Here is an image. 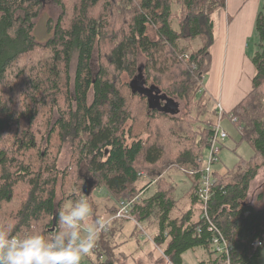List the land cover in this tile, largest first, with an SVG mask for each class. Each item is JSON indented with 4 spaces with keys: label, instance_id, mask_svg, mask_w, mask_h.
Returning a JSON list of instances; mask_svg holds the SVG:
<instances>
[{
    "label": "trees",
    "instance_id": "16d2710c",
    "mask_svg": "<svg viewBox=\"0 0 264 264\" xmlns=\"http://www.w3.org/2000/svg\"><path fill=\"white\" fill-rule=\"evenodd\" d=\"M41 1L0 0V216H3L0 218V231L11 235L32 232L50 237L59 229L58 210L64 208L68 200L74 202L80 197L88 199L94 206L92 216L95 219L98 214L92 193L94 189L103 187L116 202L136 197L130 213L139 222L154 217L153 221H149L154 225L156 223L158 230L153 240L162 248L163 254L158 256L164 257L167 264H180L182 253L194 248L203 250L208 264H226L224 255H216L210 250L211 232L206 226L202 227L200 233L197 232L196 228L201 223L199 217H193L190 210L179 216L172 215L175 204L169 193L171 188L166 179L160 176L169 170L170 165L163 167L159 173L148 174L151 179L145 187L138 186L139 179L145 176L144 172L139 171L138 161L149 166L159 165L164 157V149L157 143L148 144L140 137H131L132 127L126 125L130 119L127 95L116 85L109 71V67H112L114 74L124 71L132 74L134 59L140 51L147 59V71L156 69L157 72H164L165 58H160L159 53L165 44L176 51L182 35L189 39L203 37L205 43L188 57L180 52L173 59L200 68L202 54L210 66L209 47L213 43L210 13L224 8V0L216 8L212 3L209 8L206 7V1L213 0H182V11H186L187 18L180 28L173 27L171 18L175 13L170 0H139L120 36L117 38L113 35L111 39L113 42L106 58L109 66L101 62L95 74L91 58L95 47L102 49L101 41L110 27L104 14L107 10L103 6L110 0H77L69 7L64 0H54L61 7V13L58 21L51 26L52 37L45 47L40 46L32 34V20L37 16ZM97 5L103 12L99 19L91 15V10ZM67 16V23L63 22ZM155 25L158 40L149 35V27ZM254 34L257 39L251 57L255 68L252 89L232 112L235 116L241 112L240 117L251 123L248 139L253 156L259 162L246 164L241 171L230 175L215 173L217 182L212 187L208 202L215 230L220 231L231 244L229 264H260L264 243V206L257 208L247 202L250 183L264 164V116L253 114L264 86V0L255 17ZM39 46L49 49L48 56L24 65L23 61ZM75 53L73 89L69 91V67ZM188 83V79L179 82L182 96L189 90ZM127 86L131 96L146 99L150 113H164L156 107L152 108L148 96L133 90L130 82ZM149 86L161 93L157 95L170 97L159 86ZM62 90L65 91L67 109L58 112V118L51 123V108L58 104ZM40 108L48 112L44 118L47 122L44 131H41V127H38L39 131L33 128L34 121L39 120ZM249 109H253L252 113ZM213 115L216 116L215 113ZM23 117L28 120L25 126L21 124ZM207 124L203 131V143L197 144L194 150L183 151L178 162L171 165L184 171L197 172L191 175L196 182L193 188L195 200L200 159L208 148L213 125ZM67 141L73 146L76 162L79 163L77 176L58 171V153ZM193 151L199 153L194 155ZM81 167L84 168L83 173ZM67 179L73 180L72 186L75 184L76 187L61 201L57 197L56 186L58 180L64 184ZM86 179L92 180L88 195L83 191ZM151 183L156 190L146 195L145 190ZM20 186L22 193L17 196ZM15 198L19 204L12 208ZM3 206L12 209L4 213ZM116 211L117 207L111 208L109 215ZM40 221L44 223L43 230L37 232L32 227L34 223L39 225ZM105 235V231L98 234L93 250L98 264H113L111 259L108 262L98 259L110 249ZM199 264L204 263L200 261Z\"/></svg>",
    "mask_w": 264,
    "mask_h": 264
},
{
    "label": "rangeland",
    "instance_id": "374dc122",
    "mask_svg": "<svg viewBox=\"0 0 264 264\" xmlns=\"http://www.w3.org/2000/svg\"><path fill=\"white\" fill-rule=\"evenodd\" d=\"M76 1L77 0H64V2L68 4L67 7L74 5ZM103 2L105 4L107 2V4L103 6L105 7V11L107 10V12H105L104 14L110 27L108 31H106L105 37L101 41L102 49L99 50V47H95V49L93 50L91 65L94 74L95 71L98 70V65L101 62L105 66H109L108 62H106V58L108 56L110 46L113 42L111 41V39L114 38L113 35L117 36V38L120 36V32L123 31L127 26L134 8H137V5L139 4V0H110V2ZM220 2L221 0H213L212 2L206 1V7L209 8L212 3L213 8H216ZM224 2V8L227 9V0H224ZM261 4L262 0H249L246 4V7L243 5L245 7L243 15L250 20L254 15L255 8L257 7L258 11ZM170 5L175 13L171 18L173 27L177 28L179 26L178 28H180L181 24L184 23V20H186L187 18L186 11H182L183 2L182 0H170ZM98 7L99 5L91 10V15L99 19L103 12ZM224 8L215 9L212 13H210V17L212 18L213 16L216 21L217 29L219 26H221L222 28V22H224L223 20H225V17H223L225 13L221 11ZM60 13L61 7L56 4L54 0L41 1L37 16L32 20V34L35 36L36 41L40 43V46L45 47L48 39L52 37L51 26H53L58 21ZM220 17L222 18V21L220 20ZM64 20L63 22L67 23L68 16L67 19L64 18ZM244 21L246 22V19H244ZM156 28V25L149 27V35L154 40H158ZM255 38L256 35L253 34L252 36H249V38H246L244 42L245 53L248 56H250L254 51ZM204 43L205 38L203 37L197 36L195 38L189 39L182 35L178 40L176 51L175 49H171L168 44H165L164 49L159 53L160 58H165L164 72H157L156 69L147 71V59L145 55L140 51L137 52L136 58L134 59L135 69L132 74H129V72L127 71L121 72L119 74H114L112 67H109V71L112 73L116 85L123 89L124 93H126L127 95L125 96L127 98V110L130 114V119L126 122V125L127 127H132L131 137H140L141 140L147 142L148 144L157 143L164 149V157L159 165L149 166L147 164H144L141 160L138 161L137 166L140 167L139 171L144 172L143 174H145L144 177L139 179L138 186L145 187L151 179L148 174H150L151 172L159 173L163 167L170 165L169 172H171V176L167 177L165 181L168 183L174 182L173 185L176 186V189H174L177 193L179 201L181 203L184 202V204L187 203L190 198H192L193 184L191 186L188 180V178H191V175L184 170L177 168L176 166L171 167V165H173L172 163L176 162L179 159V155L183 151L191 149L194 150L196 148L195 146H198L197 144H202L204 141L203 131L204 128L207 127V123H209L210 126L211 123H217L219 119L216 113L217 102H211L201 93L203 91L205 78L204 76L208 75L210 69V66L207 64L208 59L200 54V61H202V66L198 68L193 65L188 66L185 63H181V61H179L178 59H173V57H177L180 52H184L188 57L189 54L197 52L199 48L204 45ZM40 46L37 47L36 51L29 54V56L27 57L28 59L26 58V60L23 61L25 59L24 58L22 60L23 62H25L24 65L26 63L28 64L32 60L36 61L48 56L47 54L49 53V49L42 48ZM229 53V56L227 58L228 60L231 59L232 61H236L238 59L235 50H229ZM202 56L205 59L202 58ZM76 59L77 54L75 53L73 54L69 67V74L71 77V84L69 83L68 85L69 91L70 89H73V77L75 74L74 72L76 67ZM143 66L144 69L142 68ZM134 76H141L139 77V79H142L144 83H135L132 89H135V91H137L139 94L147 95L151 100V104L164 113H150L147 107L146 99H139L138 97L131 96L128 93L127 85L129 84V82L132 83L134 81ZM61 78H63V74L61 75ZM186 79H188L189 81V83L187 84L189 85V90L188 92H185L184 96H182L179 82ZM150 84L159 86L170 96L169 98L174 101L176 105L168 101V98H162L160 100L156 98L153 99L149 94H147L149 92H152L153 95L156 94V92L153 91L152 88H150ZM180 94L181 96H179ZM249 103L250 101L248 102V104ZM15 105L17 106L18 103H16ZM40 109L41 114L38 117L39 120L34 121L33 128L38 130V127H41V131H44V124H47L44 118L47 117L48 112L45 113V108ZM66 109L67 101L65 100V91L62 90V93H60L58 98V104L54 105L51 108L50 122L53 123L58 118L60 111L63 112ZM176 109L178 110V112L172 113V111ZM252 110L253 109H249V112L252 113ZM214 113L216 116L213 115ZM253 114L254 116H264V86L261 88L258 107L254 110ZM240 115L241 112L237 114L238 117L235 116L237 120L234 123L230 121L227 115L220 120L221 127L227 132V138L222 141V146L218 154L219 160L214 164V167L219 173H222L224 175H230L231 173L241 171L243 168H245L246 164H257V162H259V160L255 159V157L253 156V148L251 147L248 139V137L250 136L249 130L252 129L250 126L251 123L244 120V118H241ZM21 124L25 126V124H28V120L25 117L21 118ZM40 124L43 125L41 126ZM74 151L75 150L69 141L64 142L62 144V147L60 148V152L58 153L57 167L58 171L63 172L64 175L69 176L71 175V173H73L75 176H77V171L80 167L79 163L76 162ZM196 153H199V151H193L194 155ZM81 170L83 173L84 168L81 167ZM176 175L179 177L176 178ZM172 176L174 178H172ZM72 181L73 180L71 179H67L65 181L66 184H63L62 181L58 180L56 193L58 199H61V201L63 200L62 198H66L68 194H71V189H73V187H76L75 184L74 186H72ZM21 187L22 186L17 189V196L22 193ZM171 192L169 193L173 195V191ZM92 196L94 203L97 206L96 213L98 214V216L110 217L109 212L111 208H114L115 200L110 197V195L103 187L94 189ZM247 202L257 208H261L264 206V164L259 167L255 178L250 183L247 194ZM17 203L18 199L15 198L12 208L18 206L19 203ZM72 203L73 202L71 200H68L66 202V205H70ZM181 203L180 205H182ZM12 208H6L5 206H3V212L6 213L7 210ZM189 210L192 212V209ZM0 218H3V216H0ZM153 220L154 217H150L149 220L145 221V223L139 222L141 226H135V223H128L126 225H122L121 228L117 224V222L125 223L131 220H128L126 218H117L113 220V223L110 224L111 226H113V228L105 231V238H108V241L112 245L108 243L107 246H110V249H107V253H103L104 256L98 259H100V261L105 260L106 262L111 259L113 264H167V261L164 257H161L162 259L159 257L162 256L159 251L162 248L160 249L158 246L154 247L150 242V238L148 239L145 234H143L142 228L145 230V233H151V230L149 228L152 227L153 222L149 221ZM93 221L94 219L91 215L87 223H92ZM38 224L39 225H36L34 223L32 229L37 232H42L44 223L40 221ZM116 228L118 229V231H116L115 233L114 231L116 230ZM136 228H139L138 230L141 229L140 236L142 239L140 238V240H138V237L135 236L137 235ZM150 237H152V234ZM95 253V250L91 249L90 252L82 258L81 264H98L99 261H97ZM181 257L182 260L180 264H199L200 261H203L204 264H208V257L200 248L185 250L182 253ZM260 264H264V243L262 246Z\"/></svg>",
    "mask_w": 264,
    "mask_h": 264
},
{
    "label": "crops",
    "instance_id": "0c3cea01",
    "mask_svg": "<svg viewBox=\"0 0 264 264\" xmlns=\"http://www.w3.org/2000/svg\"><path fill=\"white\" fill-rule=\"evenodd\" d=\"M248 1L249 0H237V1L227 0V9L224 8L221 10L225 13L223 16L225 17V20H223L224 22H222V28L221 26H219L217 29L216 21L214 17L212 16L213 18L212 19L213 21V43L209 47L210 69H209L208 75L204 76L205 78H204L202 95H204L206 98H208L213 103L220 102L226 111H231V112L236 107V105L242 102V100L251 91L252 78L255 74V68L251 62V57L254 51L251 53L250 56H248L245 53L244 42L246 38H249V36H252L254 34V22H255V17L258 11L256 7L252 18L250 20L246 18V16H244L243 14H244V10H245V7ZM221 19L222 18L220 17V20ZM244 19H246V22L244 21ZM221 21H220V24H221ZM256 39L257 37L255 38V42H256ZM229 50H232V51L235 50L238 56V59L236 61L227 59L228 56L230 55ZM254 50H255V45H254ZM172 103L176 105L174 101ZM204 154H206V149H205ZM169 171L170 170L162 172L160 176L165 179L167 177H170L171 172ZM215 172L218 174H222V173H219L217 169H215ZM177 177L179 176L176 175V178ZM190 177L191 178H188V180L191 186L193 184V188H194V185L196 184L195 179L193 178V176H190ZM172 178L174 177L172 176ZM173 183L174 182H169L171 191H173L172 198L175 204L173 207L172 215L179 216V214L180 213L183 214L185 210L187 211L189 209H192L193 217L198 218L199 217V205H198V201L195 200L193 196V192H192V198H190V200L187 203H185L186 204L185 205L184 202L181 203L179 201V198L175 191L176 186H174ZM148 186H149L148 189L145 190L146 195H149L150 193L156 190V187L153 186L152 183L149 184ZM105 190L110 195V197H112L110 192L107 189ZM114 203H115L114 207H117L118 202H116L115 200ZM180 203L182 205H180ZM134 221L137 222L138 220L134 217V220H131L125 223L117 222V224L121 228V226L124 224L125 225L128 223L136 224V222ZM143 222L145 223V221ZM135 226H138V224H136ZM110 228L112 229L113 226L109 227L107 230H109ZM149 229L151 230V233L148 234L149 237L152 234V237H150V242L154 247H156L157 244L154 242V240H152L153 236L156 235L158 232L156 223L155 225L154 223H152V227H150ZM116 231H118L117 228L114 232L116 233ZM136 232H137L136 233L137 235L135 236L138 237L137 238L138 240H140L141 236L137 228H136ZM159 251L161 254H163L162 249Z\"/></svg>",
    "mask_w": 264,
    "mask_h": 264
},
{
    "label": "clouds",
    "instance_id": "9594fccd",
    "mask_svg": "<svg viewBox=\"0 0 264 264\" xmlns=\"http://www.w3.org/2000/svg\"><path fill=\"white\" fill-rule=\"evenodd\" d=\"M92 211L90 201L84 197L66 205L58 210L59 229L50 237L0 231V264H81L95 246L98 234L112 223V218L106 216L87 223Z\"/></svg>",
    "mask_w": 264,
    "mask_h": 264
},
{
    "label": "built area",
    "instance_id": "2783aa9c",
    "mask_svg": "<svg viewBox=\"0 0 264 264\" xmlns=\"http://www.w3.org/2000/svg\"><path fill=\"white\" fill-rule=\"evenodd\" d=\"M193 66L195 65L193 64ZM216 113L218 115L219 121L211 126V136L208 138V148L206 149V154H204L200 159L201 167L198 171V184L195 194L200 207L199 220L201 223L198 224L196 230L200 233L202 227L204 225L206 226V229L211 232L210 250L216 255H224L226 258V264H229L231 244L229 240H227L223 236V234L220 233V231L215 230V223L210 216L208 202L212 196V187L217 182L214 164L219 160L218 154L222 146V141L227 138V132L221 127L220 120L227 115L230 121L234 123L236 122L237 118L231 111H226L220 102L216 103ZM185 172L189 173L190 175H194L197 173L195 170H188ZM135 199L136 197L131 200L119 201L117 211L114 214L110 215L112 221L117 218L134 220V216L131 215L130 210ZM136 224L140 226L138 221L136 222ZM142 230L143 234H145L147 238H150L149 235L145 233V230L143 228ZM257 244L261 245V242Z\"/></svg>",
    "mask_w": 264,
    "mask_h": 264
},
{
    "label": "water",
    "instance_id": "95a60500",
    "mask_svg": "<svg viewBox=\"0 0 264 264\" xmlns=\"http://www.w3.org/2000/svg\"><path fill=\"white\" fill-rule=\"evenodd\" d=\"M139 77H141V76H136L135 77V79H134V81L131 83V86L133 87L134 86V84L135 83H140V82H143L144 83V81H142V79H139ZM150 88H152L153 89V91H155L156 92V95H153L152 94V92H149V93H147V94H149L153 99H158V100H160V99H162V98H168V97H166L165 95H157L158 93H159V91L157 90V89H155V87H150ZM146 93V92H145ZM149 98V97H148ZM150 99V98H149ZM168 101H170L171 103L173 102L170 98H168L167 99ZM150 101V105H151V107L152 108H154L155 106H153L152 104H151V100H149ZM173 104V103H172ZM175 112H178V110L176 109V110H174V111H172V113H175ZM91 187H92V180L91 179H86L85 181H84V184H83V191H84V193L86 194V195H88L89 193H90V191H91Z\"/></svg>",
    "mask_w": 264,
    "mask_h": 264
}]
</instances>
